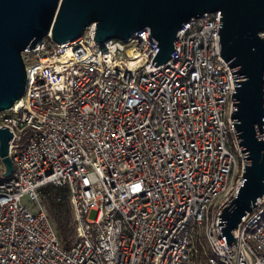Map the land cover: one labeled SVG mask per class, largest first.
Masks as SVG:
<instances>
[{
    "label": "built area",
    "instance_id": "obj_1",
    "mask_svg": "<svg viewBox=\"0 0 264 264\" xmlns=\"http://www.w3.org/2000/svg\"><path fill=\"white\" fill-rule=\"evenodd\" d=\"M219 14L182 23L156 67L148 28L99 44L90 24L72 42L48 34L21 52L23 95L0 112L13 164L0 181V264H264V196L235 246L218 234L244 162ZM49 187L65 192L68 249L45 207Z\"/></svg>",
    "mask_w": 264,
    "mask_h": 264
},
{
    "label": "water",
    "instance_id": "obj_2",
    "mask_svg": "<svg viewBox=\"0 0 264 264\" xmlns=\"http://www.w3.org/2000/svg\"><path fill=\"white\" fill-rule=\"evenodd\" d=\"M219 11V52L232 76L231 124L243 157L241 185L221 210L218 234L226 249L241 218L264 196V0H0V112L23 95L26 74L21 52L48 34L61 45L94 24L93 40H125L148 28L158 51L151 64L168 61L182 23ZM12 133L0 128L2 178L13 172Z\"/></svg>",
    "mask_w": 264,
    "mask_h": 264
},
{
    "label": "trees",
    "instance_id": "obj_3",
    "mask_svg": "<svg viewBox=\"0 0 264 264\" xmlns=\"http://www.w3.org/2000/svg\"><path fill=\"white\" fill-rule=\"evenodd\" d=\"M2 177V171H0ZM47 210L54 222L55 229L65 249H68L73 237L74 231L71 225V216L69 212L68 202L65 199L63 190L54 189L53 187L46 188ZM61 193V200L56 201L55 197Z\"/></svg>",
    "mask_w": 264,
    "mask_h": 264
},
{
    "label": "rangeland",
    "instance_id": "obj_4",
    "mask_svg": "<svg viewBox=\"0 0 264 264\" xmlns=\"http://www.w3.org/2000/svg\"><path fill=\"white\" fill-rule=\"evenodd\" d=\"M3 170V167H2V164L0 163V171H2ZM2 177L0 176V181H2ZM23 203H24V205H28V200L27 199H24L23 200ZM45 207H46V209H47V202L45 201ZM48 211V210H47ZM48 214H49V217H50V219H51V221L53 222V220H52V218H51V216H50V213H49V211H48ZM94 216H95V212H93V211H90L89 213H88V218L89 219H93L94 218ZM53 224H54V222H53ZM55 227V226H54Z\"/></svg>",
    "mask_w": 264,
    "mask_h": 264
},
{
    "label": "bare ground",
    "instance_id": "obj_5",
    "mask_svg": "<svg viewBox=\"0 0 264 264\" xmlns=\"http://www.w3.org/2000/svg\"><path fill=\"white\" fill-rule=\"evenodd\" d=\"M18 101H19V100H18ZM18 101H17V102H18ZM17 102H16V103H17Z\"/></svg>",
    "mask_w": 264,
    "mask_h": 264
}]
</instances>
